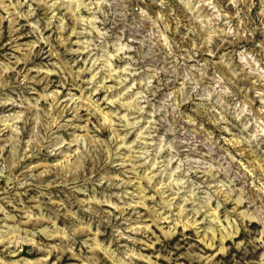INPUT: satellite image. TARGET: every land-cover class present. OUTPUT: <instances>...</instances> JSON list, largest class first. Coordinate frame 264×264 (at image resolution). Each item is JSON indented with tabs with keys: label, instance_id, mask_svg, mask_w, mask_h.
I'll return each instance as SVG.
<instances>
[{
	"label": "rangeland",
	"instance_id": "rangeland-1",
	"mask_svg": "<svg viewBox=\"0 0 264 264\" xmlns=\"http://www.w3.org/2000/svg\"><path fill=\"white\" fill-rule=\"evenodd\" d=\"M0 264H264V0H0Z\"/></svg>",
	"mask_w": 264,
	"mask_h": 264
}]
</instances>
